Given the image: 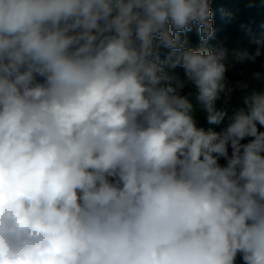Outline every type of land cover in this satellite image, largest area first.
<instances>
[{
  "label": "clouds",
  "instance_id": "1",
  "mask_svg": "<svg viewBox=\"0 0 264 264\" xmlns=\"http://www.w3.org/2000/svg\"><path fill=\"white\" fill-rule=\"evenodd\" d=\"M212 17L210 0H0V264H264V90L220 131L197 119L222 124L248 89L229 55L261 51L209 47Z\"/></svg>",
  "mask_w": 264,
  "mask_h": 264
},
{
  "label": "trees",
  "instance_id": "2",
  "mask_svg": "<svg viewBox=\"0 0 264 264\" xmlns=\"http://www.w3.org/2000/svg\"><path fill=\"white\" fill-rule=\"evenodd\" d=\"M210 6L213 12L214 36L208 42L209 47L214 49L225 47L229 49V53L233 49H246L249 52H255L258 47L261 51V55L257 57L254 63H236L229 55L230 67L226 74L228 79L232 82L247 81L248 89L246 91H234L226 109L227 115L222 124L210 125L203 116L197 114L199 126L220 131L222 127L229 123L230 117L245 106L244 98L248 92L253 89L264 90V0H210ZM197 28L198 26H194L192 32L187 34L191 47L200 45ZM257 41L260 43L258 44ZM168 51L162 49V59ZM165 68L168 70L167 66ZM171 71L183 75V69L180 67ZM257 72L261 74V79L253 77V74ZM187 91L188 89H185V92ZM220 104L221 102H218V106ZM260 130L264 131V127H260ZM248 139L251 138H246L242 142L246 143ZM220 163H225L223 158H221ZM236 264H243L239 256Z\"/></svg>",
  "mask_w": 264,
  "mask_h": 264
},
{
  "label": "built area",
  "instance_id": "3",
  "mask_svg": "<svg viewBox=\"0 0 264 264\" xmlns=\"http://www.w3.org/2000/svg\"><path fill=\"white\" fill-rule=\"evenodd\" d=\"M240 261L243 263L242 259L240 258Z\"/></svg>",
  "mask_w": 264,
  "mask_h": 264
}]
</instances>
